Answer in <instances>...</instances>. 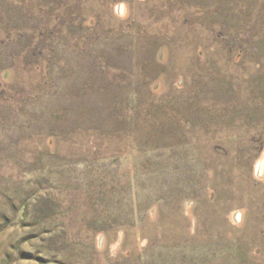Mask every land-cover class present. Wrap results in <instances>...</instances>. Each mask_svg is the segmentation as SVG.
Returning a JSON list of instances; mask_svg holds the SVG:
<instances>
[{
	"label": "rangeland",
	"instance_id": "rangeland-1",
	"mask_svg": "<svg viewBox=\"0 0 264 264\" xmlns=\"http://www.w3.org/2000/svg\"><path fill=\"white\" fill-rule=\"evenodd\" d=\"M0 264H264V0H0Z\"/></svg>",
	"mask_w": 264,
	"mask_h": 264
}]
</instances>
